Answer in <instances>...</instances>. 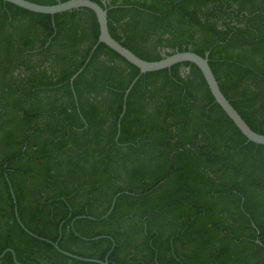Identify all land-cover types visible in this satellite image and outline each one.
<instances>
[{"label":"trees","instance_id":"16d2710c","mask_svg":"<svg viewBox=\"0 0 264 264\" xmlns=\"http://www.w3.org/2000/svg\"><path fill=\"white\" fill-rule=\"evenodd\" d=\"M92 1L143 60L207 55L223 95L264 134V0ZM98 35L89 9L0 1V255L98 264L57 244L109 264H264V146L195 65L139 74Z\"/></svg>","mask_w":264,"mask_h":264},{"label":"water","instance_id":"95a60500","mask_svg":"<svg viewBox=\"0 0 264 264\" xmlns=\"http://www.w3.org/2000/svg\"><path fill=\"white\" fill-rule=\"evenodd\" d=\"M0 1L13 4L21 9L27 10L32 13L45 14V15H55L81 8L91 10L95 15L98 24L99 35L97 39V44L103 43L104 45H106L109 49H111L119 56L124 58L128 63L135 66L139 70V74H145L149 72H156L164 69H169L176 64H181L185 62L195 65L200 70L214 101L219 105V107L223 110V112L227 115V117L233 122V124L240 131V133L247 139V141L252 142L256 145L264 146V134H259L254 132L241 118L238 112L232 107L230 102L221 92L219 85L214 77V74L208 64L207 55H205V57H201L191 51H182V52H175L174 54L166 56L159 61L143 60L137 57L135 54H133L125 47H123L119 42H117L115 39L111 37L107 25V10L92 0H68L65 2H59L55 5H48V6L39 5L27 0H0ZM94 49L95 47L93 48V50ZM80 72L81 69L75 75H73V77L70 79L71 83L74 80V78L77 76V74H79ZM136 80L137 78H135L133 82L130 84V86L126 90V94L130 91L132 85L135 83ZM113 203L114 201L112 202L111 205L112 207H113ZM18 222L20 223L19 219ZM20 225L22 226L21 223ZM54 247L63 255L71 258L84 260V261H91L98 264H109L107 259H105L104 261L84 259L72 255L70 253L61 251L58 248L57 244H54ZM6 252H10L12 254V258L15 264H21L17 262L14 252L10 249L4 251L0 255V258Z\"/></svg>","mask_w":264,"mask_h":264}]
</instances>
